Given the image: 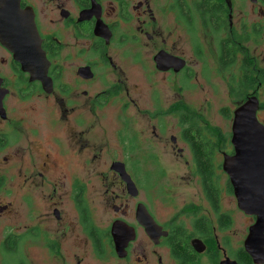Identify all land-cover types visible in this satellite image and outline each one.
<instances>
[{
    "label": "flooded vegetation",
    "instance_id": "af4514ba",
    "mask_svg": "<svg viewBox=\"0 0 264 264\" xmlns=\"http://www.w3.org/2000/svg\"><path fill=\"white\" fill-rule=\"evenodd\" d=\"M258 123L264 0H0V264H264Z\"/></svg>",
    "mask_w": 264,
    "mask_h": 264
},
{
    "label": "water",
    "instance_id": "95a60500",
    "mask_svg": "<svg viewBox=\"0 0 264 264\" xmlns=\"http://www.w3.org/2000/svg\"><path fill=\"white\" fill-rule=\"evenodd\" d=\"M249 105L250 103H246L235 111L234 137L232 139L233 143L237 142L238 144H242L245 140L254 139V136L253 137L241 136L242 131L239 130L240 129L239 126L241 124L242 112H244V110L247 109ZM251 117L253 121L255 122L253 112L251 113ZM258 134H260L258 136V138L260 137L258 141H263L264 140V126L260 125L259 123H258ZM259 148H264V146H260ZM224 169H225V166H224ZM235 196L239 201V206L243 210H245L248 214H256L258 216V207H260V204L257 205L254 201H249L248 199L245 200L242 195V188L239 187L238 185H235ZM262 206H264V203L262 204ZM257 228H258V219H257L255 226L251 228L250 235L248 236V239L245 243L246 247L249 248L250 252L254 256V261H256V255L252 247H253V239H254Z\"/></svg>",
    "mask_w": 264,
    "mask_h": 264
},
{
    "label": "rangeland",
    "instance_id": "374dc122",
    "mask_svg": "<svg viewBox=\"0 0 264 264\" xmlns=\"http://www.w3.org/2000/svg\"><path fill=\"white\" fill-rule=\"evenodd\" d=\"M219 111L218 109L215 110V112ZM164 142L166 143L167 145V148L171 147L170 143H169V137L168 136H164ZM164 156H167V155H162L160 160H161V163L160 166H163L165 169L169 168L171 165H173L172 163H167L165 160H164ZM169 157V156H167ZM190 190H191V185H190ZM6 264H14V259L11 258V257H7L6 259Z\"/></svg>",
    "mask_w": 264,
    "mask_h": 264
},
{
    "label": "trees",
    "instance_id": "16d2710c",
    "mask_svg": "<svg viewBox=\"0 0 264 264\" xmlns=\"http://www.w3.org/2000/svg\"><path fill=\"white\" fill-rule=\"evenodd\" d=\"M207 147H209V146L208 145L202 146V148H207Z\"/></svg>",
    "mask_w": 264,
    "mask_h": 264
}]
</instances>
